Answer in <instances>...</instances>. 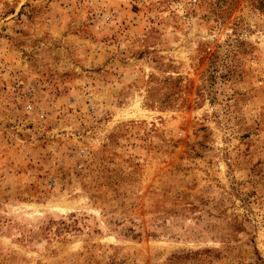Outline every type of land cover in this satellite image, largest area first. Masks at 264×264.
I'll use <instances>...</instances> for the list:
<instances>
[{"label":"rangeland","instance_id":"obj_1","mask_svg":"<svg viewBox=\"0 0 264 264\" xmlns=\"http://www.w3.org/2000/svg\"><path fill=\"white\" fill-rule=\"evenodd\" d=\"M0 264H264V0H0Z\"/></svg>","mask_w":264,"mask_h":264}]
</instances>
